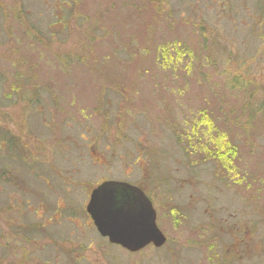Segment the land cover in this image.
<instances>
[{
    "label": "rangeland",
    "instance_id": "374dc122",
    "mask_svg": "<svg viewBox=\"0 0 264 264\" xmlns=\"http://www.w3.org/2000/svg\"><path fill=\"white\" fill-rule=\"evenodd\" d=\"M109 178L146 190L163 248L105 253L83 204ZM69 241L103 264H264V0H0V264H84Z\"/></svg>",
    "mask_w": 264,
    "mask_h": 264
},
{
    "label": "water",
    "instance_id": "95a60500",
    "mask_svg": "<svg viewBox=\"0 0 264 264\" xmlns=\"http://www.w3.org/2000/svg\"><path fill=\"white\" fill-rule=\"evenodd\" d=\"M86 212L97 231L134 252L147 244L161 246L166 237L156 223V210L143 190L125 181L109 179L92 189Z\"/></svg>",
    "mask_w": 264,
    "mask_h": 264
},
{
    "label": "flooded vegetation",
    "instance_id": "af4514ba",
    "mask_svg": "<svg viewBox=\"0 0 264 264\" xmlns=\"http://www.w3.org/2000/svg\"><path fill=\"white\" fill-rule=\"evenodd\" d=\"M41 172H43L44 173V171H41ZM111 179V178H110ZM105 180H109V179H102V180H99L92 188H91V192L93 191L92 189L93 188H95L96 186H98L99 185V183H101V182H103V181H105ZM121 180V179H120ZM6 182V181H5ZM132 184H134V183H132ZM134 185H136L138 188H140L141 190H143L144 191V193H147L146 192V190L142 187V186H140V185H138V184H134ZM91 192L89 193V195L87 196V200H85L86 202L83 204V206H84V211L86 212V206H87V204H88V200H89V197H90V194H91ZM82 206V207H83ZM62 208L63 207H66V204L65 203H63V205L61 206ZM38 216H40L41 214H38L37 212H35ZM55 221H56V219H54ZM69 221H71V223H73V226L74 227H77V228H79L78 226H77V224L76 223H74L73 222V219H71V220H69ZM48 222V221H47ZM47 222H41L40 224H36V226H34V229H38V230H41L42 232H45V229L47 228V226L49 225L50 226V224H46ZM67 222H66V220H63V226H64V229L66 230V229H68V225L66 224ZM86 224L89 226V230H91L92 231V233H93V236H94V238H100L101 240H98V241H102V245H101V247L104 249V251H105V253H110V251L108 250V247L110 246V247H112V246H115V245H117L118 246V248L120 247V250H122V251H124L125 253H127L128 255H134V254H142L143 253V251L146 249V248H148L149 246H151L154 250L155 249H157V248H163V246L165 245H163V246H161V247H154L153 245H151V244H147V245H145L143 248H141V249H139V250H136V251H134V252H131V251H129V250H127L126 248H124V247H121L120 245H118V244H116V243H110L109 241H108V239H107V237H105V236H103L102 234H100L98 231H97V229H96V226H95V224H94V222H93V220H92V218H91V215L87 212V215H86ZM4 225H7V223H3V225L2 226H4ZM48 226V227H49ZM47 233L48 232H45V234L47 235ZM43 239H47V237H45V238H43ZM43 239H41V240H43ZM97 240H96V242H97ZM59 241V240H58ZM239 240H233V242H232V244L234 245V243H237L236 245L237 246H239V242H238ZM64 244H66V245H64ZM42 245H44V244H40V246H42ZM55 245H57L56 247H57V249L59 248V247H61L62 248V250H63V253H68L70 250H72L74 253H75V255H77V257H75V258H77L78 260H80L81 258H84V264H103V263H100L99 262V260L100 259H102V257L101 258H98L97 259V257H96V259L95 260H91V261H89L88 260V258H85L84 256L86 255V253H85V251H87V249L88 248H84V246H81V245H79V246H77V245H75V244H73L71 241H69V242H63V245L61 244V243H58V242H55ZM67 245H69V246H67ZM80 248H82L83 250L82 251H80L79 252V250H80ZM90 250H92L93 252H95L94 251V248L93 247H91L90 248ZM231 251H232V253L233 254H237V252H238V249H235V250H232L231 249ZM111 254V253H110ZM113 254H115V253H113ZM116 255V254H115ZM27 259H29V258H27ZM45 262H47V261H45ZM45 262H43V264H58L57 262H52V261H48L47 263H45ZM105 264V263H104Z\"/></svg>",
    "mask_w": 264,
    "mask_h": 264
},
{
    "label": "trees",
    "instance_id": "16d2710c",
    "mask_svg": "<svg viewBox=\"0 0 264 264\" xmlns=\"http://www.w3.org/2000/svg\"><path fill=\"white\" fill-rule=\"evenodd\" d=\"M185 54H188V60H193L194 53L191 50L190 47H185ZM163 55L162 59L159 60V63L162 64L163 66H167L168 63L173 61V58L176 60L178 59L176 56V51H175V56L171 55L170 49L167 48L165 49L164 47L161 48ZM234 81L237 82L238 78L240 76L238 75H233ZM196 139V142H191L192 143V149H194V152L198 153L200 156L203 157L204 161L205 160H213L217 165L223 169H229V167H233L235 165L234 162V156L236 155L234 152V147L231 145V142H226L223 147H220L217 145V142H211V143H203L200 142V139Z\"/></svg>",
    "mask_w": 264,
    "mask_h": 264
}]
</instances>
